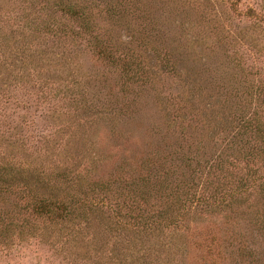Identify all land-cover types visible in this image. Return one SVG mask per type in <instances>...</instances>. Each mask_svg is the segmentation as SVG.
Here are the masks:
<instances>
[{
    "label": "rangeland",
    "instance_id": "1",
    "mask_svg": "<svg viewBox=\"0 0 264 264\" xmlns=\"http://www.w3.org/2000/svg\"><path fill=\"white\" fill-rule=\"evenodd\" d=\"M0 264H264V0H0Z\"/></svg>",
    "mask_w": 264,
    "mask_h": 264
},
{
    "label": "trees",
    "instance_id": "2",
    "mask_svg": "<svg viewBox=\"0 0 264 264\" xmlns=\"http://www.w3.org/2000/svg\"><path fill=\"white\" fill-rule=\"evenodd\" d=\"M66 12L68 13H72L73 12V8L71 6H68V8L66 9ZM245 185H247V181L244 182ZM218 197L221 199V202H222V205L225 204V202L223 201L224 200V193L225 192H221V191H218ZM219 194H223V195H219ZM200 197H198V199L196 200L197 204H199L201 202V200H199ZM234 196L230 193V196H229V199H233ZM32 199H33V205L35 207L36 210H38L40 213L42 214H50V213H53V204H50L49 202H57L56 200H53L52 198H39V196L37 194H33L32 195ZM56 199V198H54ZM205 202V201H204ZM178 203V202H177ZM176 203V204H177ZM60 204H63V203H60ZM176 204H173V207H172V210L170 207H168V209H165V210H162L160 212H158L156 214V216H148V215H145L143 214L142 216H140V222L142 221V227L143 229H148L150 227H152V225L157 221H162L163 223H170L171 221L172 222H175L177 221V215H179L178 213H180L179 211H177V208H176ZM65 207L63 206H60V209L62 211H64L65 215H69V208L64 204ZM184 205L182 204V207ZM68 210V211H66ZM66 211V212H65ZM161 222V223H162ZM118 229V228H116Z\"/></svg>",
    "mask_w": 264,
    "mask_h": 264
}]
</instances>
